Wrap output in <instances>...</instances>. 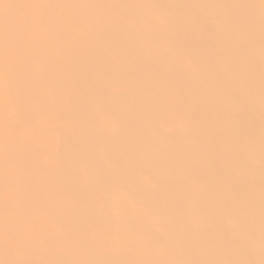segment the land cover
<instances>
[{"label": "bare ground", "instance_id": "1", "mask_svg": "<svg viewBox=\"0 0 264 264\" xmlns=\"http://www.w3.org/2000/svg\"><path fill=\"white\" fill-rule=\"evenodd\" d=\"M0 264H264V0H0Z\"/></svg>", "mask_w": 264, "mask_h": 264}]
</instances>
